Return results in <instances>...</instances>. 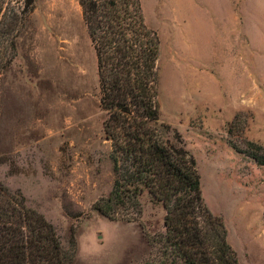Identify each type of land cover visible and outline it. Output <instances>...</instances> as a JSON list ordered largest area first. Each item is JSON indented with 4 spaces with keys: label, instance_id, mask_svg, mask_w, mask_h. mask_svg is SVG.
I'll return each mask as SVG.
<instances>
[{
    "label": "rangeland",
    "instance_id": "1",
    "mask_svg": "<svg viewBox=\"0 0 264 264\" xmlns=\"http://www.w3.org/2000/svg\"><path fill=\"white\" fill-rule=\"evenodd\" d=\"M140 2L160 40L161 119L239 264H264V164L251 156L264 159V0ZM105 117L78 0H35L0 74V182L52 224L66 264H172L152 241L165 210L146 191L135 219L93 207L113 182Z\"/></svg>",
    "mask_w": 264,
    "mask_h": 264
},
{
    "label": "trees",
    "instance_id": "2",
    "mask_svg": "<svg viewBox=\"0 0 264 264\" xmlns=\"http://www.w3.org/2000/svg\"><path fill=\"white\" fill-rule=\"evenodd\" d=\"M35 0H0V74L15 56V38ZM96 58L99 105L113 182L93 207L110 218L135 219L147 192L165 210L152 239L172 264H239L221 216L205 204L194 157L161 119L156 61L160 40L140 0H78ZM264 164V159L251 154ZM264 222V211H263ZM59 238L42 214L0 182V264H66Z\"/></svg>",
    "mask_w": 264,
    "mask_h": 264
}]
</instances>
